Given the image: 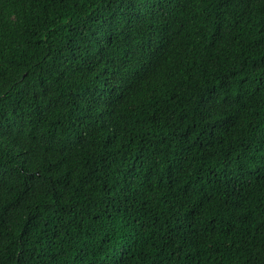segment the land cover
<instances>
[{
	"label": "trees",
	"instance_id": "trees-1",
	"mask_svg": "<svg viewBox=\"0 0 264 264\" xmlns=\"http://www.w3.org/2000/svg\"><path fill=\"white\" fill-rule=\"evenodd\" d=\"M0 264H264V0H0Z\"/></svg>",
	"mask_w": 264,
	"mask_h": 264
}]
</instances>
